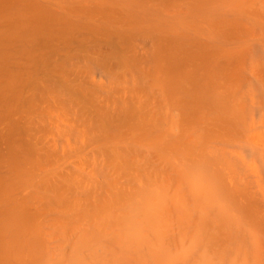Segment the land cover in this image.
Listing matches in <instances>:
<instances>
[{"label":"bare ground","instance_id":"6f19581e","mask_svg":"<svg viewBox=\"0 0 264 264\" xmlns=\"http://www.w3.org/2000/svg\"><path fill=\"white\" fill-rule=\"evenodd\" d=\"M0 264H264V0H0Z\"/></svg>","mask_w":264,"mask_h":264}]
</instances>
